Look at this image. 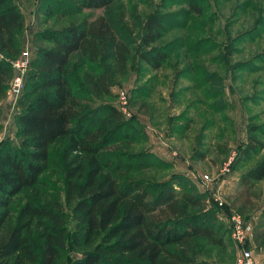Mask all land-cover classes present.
I'll return each instance as SVG.
<instances>
[{
    "label": "trees",
    "instance_id": "obj_1",
    "mask_svg": "<svg viewBox=\"0 0 264 264\" xmlns=\"http://www.w3.org/2000/svg\"><path fill=\"white\" fill-rule=\"evenodd\" d=\"M77 1L82 8L114 2ZM198 1L187 0V6L200 15ZM164 17L159 11L151 13L140 32L137 58L150 70L161 68L180 47L172 42L154 46L163 37ZM24 28L16 2L0 0V100L6 97L12 77L10 60L22 50ZM37 35L46 44L34 50L17 97L16 143L0 141V264H57L69 240L81 253L69 264H219L203 260L205 246L225 247L227 238L232 239L227 223L217 216V206L208 203L207 191L200 192L182 174L157 183L137 178L135 173L166 160L149 150H131L145 137L139 124L124 120L117 107L104 103L93 108V97L111 95L106 72H83L87 91L72 86L74 55L90 62L108 56L114 73H126L132 45L125 32L115 20L99 15ZM132 103L138 111H149L143 110L149 105L143 100ZM199 107L200 103L190 102L184 114L195 115ZM191 117L174 133L186 132ZM258 127H247L231 171L264 149ZM52 147L62 162L60 192L41 178ZM197 153L195 148L192 159H205ZM263 178L264 157L241 174L246 197L238 205L232 201L230 207L243 215L255 182Z\"/></svg>",
    "mask_w": 264,
    "mask_h": 264
},
{
    "label": "rangeland",
    "instance_id": "obj_2",
    "mask_svg": "<svg viewBox=\"0 0 264 264\" xmlns=\"http://www.w3.org/2000/svg\"><path fill=\"white\" fill-rule=\"evenodd\" d=\"M13 1L25 18L22 49L29 50L31 58L38 46L46 44L37 35L40 32L82 23L99 15L115 20L132 45L126 73H114L108 56L90 62L74 55L70 63L74 89L87 91L83 72H106L111 95L93 97V108L104 103L117 107L124 120L132 119L139 124L145 137V142L132 145L131 150L139 153L155 148L160 158L166 160L163 165L135 173L137 178L157 183L182 174L201 192L204 191L201 178L206 173L211 177L210 190L206 192L208 203L217 206V216L232 201L240 204L246 197L239 183L241 174L264 157L263 149L238 171L230 169L238 148L246 141L249 125L257 124L259 136L264 140V0H199L200 15L188 10L187 0H114L103 8H82L77 0ZM155 11L165 14V29L154 46L172 42L180 47L169 54L161 68L150 70L137 56L144 20ZM188 78L191 80L186 81ZM191 85L190 91L183 93ZM126 99L128 105H124ZM140 100L149 104L143 109L149 110L147 113L138 111L132 103ZM193 101L200 103V107L195 115L188 114L192 116L189 129L174 133L173 129L189 119L184 112ZM16 102L17 98L11 94L0 100V141L16 143ZM195 148L197 154L206 156L204 160L192 159ZM181 169L187 172H179ZM62 171L60 155L52 147L41 178L60 192ZM251 191L243 216L253 224L249 247L256 264H264V178L255 182ZM237 194L241 195L235 200ZM68 215L71 232L73 220L70 212ZM239 251L238 245L227 238L225 247L206 245L203 260L235 264ZM79 256L81 253L69 240L57 264H69Z\"/></svg>",
    "mask_w": 264,
    "mask_h": 264
},
{
    "label": "built area",
    "instance_id": "obj_3",
    "mask_svg": "<svg viewBox=\"0 0 264 264\" xmlns=\"http://www.w3.org/2000/svg\"><path fill=\"white\" fill-rule=\"evenodd\" d=\"M31 59L29 50L22 49L17 58L10 60L11 67L13 69L12 77L8 83L7 94H11L14 98H17L22 92L28 65ZM128 105V100H125L124 105ZM122 104L121 108L123 109ZM124 110V109H123ZM228 169H226L227 171ZM211 177L208 174H203L201 182L204 187V191H209V182ZM222 213H219V219L224 217V222L227 223L230 229L231 239L238 245L240 251L236 257L235 264H256L253 250L249 247L250 240L253 233L252 221L247 220L236 209L229 206L224 209Z\"/></svg>",
    "mask_w": 264,
    "mask_h": 264
},
{
    "label": "crops",
    "instance_id": "obj_4",
    "mask_svg": "<svg viewBox=\"0 0 264 264\" xmlns=\"http://www.w3.org/2000/svg\"><path fill=\"white\" fill-rule=\"evenodd\" d=\"M150 148H151V146H150ZM154 149V150H153ZM151 148V150L152 151H154L155 152V148ZM155 153H157V152H155ZM158 154V153H157ZM159 155V154H158ZM159 157H161L160 155H159ZM179 172H187L185 169H181V170H178Z\"/></svg>",
    "mask_w": 264,
    "mask_h": 264
}]
</instances>
